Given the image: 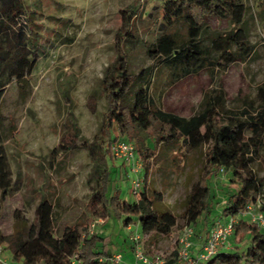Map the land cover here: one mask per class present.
Here are the masks:
<instances>
[{
    "label": "rangeland",
    "instance_id": "374dc122",
    "mask_svg": "<svg viewBox=\"0 0 264 264\" xmlns=\"http://www.w3.org/2000/svg\"><path fill=\"white\" fill-rule=\"evenodd\" d=\"M23 1L36 25L32 27L37 33L36 61L25 85L19 87L12 79L4 87L0 103V130L13 182L11 194L0 205V229L4 234L12 232L14 210L21 212L28 227L32 226L35 208L45 198L53 204V235L59 236L65 227L81 228L90 216L87 204L95 188L91 177L94 163L85 144L92 141L105 111L103 70L113 61L117 46L124 48L129 72L136 74L151 67L148 49L165 31L161 22L166 0ZM243 1L247 7L243 20L248 42L254 46L251 56L226 66L217 64L211 74L202 69L173 82L170 70L159 63L157 71V67L153 69L151 83L155 106L183 117L198 113L205 100L236 114L252 113L257 108L258 88L264 84V0ZM126 11L134 36L126 40L132 43L123 40L125 35L121 31ZM229 29L227 22L209 17L202 30V41L209 45L212 38ZM174 31L178 37L184 34L179 27ZM1 76L4 79L8 75ZM132 92L125 103L132 102ZM204 163V147L183 152L181 142L177 141L159 147L145 176L142 167L147 192L161 196L155 207L169 211L177 220L169 236L144 235L136 223L131 224L129 235L139 237L138 244L145 255L150 249L167 261L177 251V238L187 226L182 216L183 200ZM111 165L114 170L109 177L108 196L115 183L121 198L134 201L131 180L135 174L115 158ZM253 169L260 178L264 177L259 158ZM209 185L213 194L209 221L222 220L223 193L235 192L237 185L230 182L226 172L210 179ZM93 222L98 234L118 238L111 221ZM203 226L201 216L191 227L205 237ZM229 244L231 250L237 244L240 248L245 245L235 240ZM0 264H14L5 249L0 251Z\"/></svg>",
    "mask_w": 264,
    "mask_h": 264
},
{
    "label": "trees",
    "instance_id": "16d2710c",
    "mask_svg": "<svg viewBox=\"0 0 264 264\" xmlns=\"http://www.w3.org/2000/svg\"><path fill=\"white\" fill-rule=\"evenodd\" d=\"M162 10L161 25L165 31L148 49L151 67L136 74L129 72L124 48L117 46L113 61L103 70L105 111L92 141L85 144L94 163L91 177L95 188L87 204L90 216L81 228L68 226L59 236H54L56 218L48 199L37 204L35 221L30 227L21 212L14 210L12 232L4 234L0 229V249L9 252L14 264H76L72 260L74 255L79 264H118L109 260L111 256L105 250L109 244L105 239L109 236L96 231L87 235L91 221L97 219H102L103 223H119L121 229L136 223L144 235L171 234L177 220L169 211L155 207L161 200L159 193L151 196L142 184L133 194L134 201L129 202L120 197L114 183L108 196L109 177L114 170L111 146L117 140L132 142L136 157L143 165L142 176L146 175L149 162L156 158L162 145L180 141L183 152L204 147V166L183 200L185 224L195 226L202 216L207 233L213 201L209 180L226 172L237 190L223 193L220 217L236 218L230 240L245 243L243 248L237 244L234 250L218 252L205 264H264V230L241 216L264 188V177L260 178L253 169L258 158L264 168V156H261L264 84L258 88L260 103L252 113L236 114L205 100L201 110L190 117L155 106L151 86L159 63L170 70L169 78L173 82L202 69L211 74L217 64L226 66L235 60H247L254 49L248 42L243 20L247 7L243 0H166ZM29 13L23 0H0V103L4 87L12 79L19 87L25 85L35 65L37 33L32 29L36 25ZM125 13L127 16L121 22L122 36L132 43L126 40L134 36L129 30L130 15L128 11ZM209 17L227 22L230 29L205 45L201 34ZM176 27L184 30L182 37L174 31ZM3 74L8 75L7 79H1ZM131 92L132 102L125 103ZM3 143L0 130V205L13 190ZM197 235L194 232V236Z\"/></svg>",
    "mask_w": 264,
    "mask_h": 264
},
{
    "label": "built area",
    "instance_id": "2783aa9c",
    "mask_svg": "<svg viewBox=\"0 0 264 264\" xmlns=\"http://www.w3.org/2000/svg\"><path fill=\"white\" fill-rule=\"evenodd\" d=\"M111 150L114 158L124 163L130 172L135 174V177L131 180V184L132 193H136L143 184V178L141 176L142 166L136 157L132 143L129 141L117 140L112 144ZM241 216L246 218L250 223L255 224L258 228L264 230V188H262L255 203L248 205L241 212ZM235 223L236 218L234 217H228L224 222H222L220 218H216L211 222L206 233L205 241L201 246L200 259L206 263L210 257L218 252L230 249L229 239L232 236L233 225ZM94 232L95 223L93 222L88 228L87 235H91ZM193 236V228L187 225L181 230L177 238V259L186 261L187 264H198V261L189 257L190 249L193 246ZM130 239L133 243V256L136 262L141 264H167V261L159 254H154L152 256L145 255L138 244L139 237L137 235H131ZM75 259L76 256H72L73 262L79 264ZM109 260L114 263H119L121 255L116 254L111 256Z\"/></svg>",
    "mask_w": 264,
    "mask_h": 264
},
{
    "label": "crops",
    "instance_id": "0c3cea01",
    "mask_svg": "<svg viewBox=\"0 0 264 264\" xmlns=\"http://www.w3.org/2000/svg\"><path fill=\"white\" fill-rule=\"evenodd\" d=\"M226 218L222 219L221 221L224 222ZM113 229L114 232L117 231L119 236L118 238L115 237H109L106 238L105 242L109 241V244L106 245L105 250H107L108 254L110 256H114L116 254L121 255V260L118 264H141L139 262H136L133 256V243L130 239L131 235H129V232L131 231V225H129L126 228L121 229L119 223H113ZM197 234V231H194ZM196 238V239H195ZM205 237H202L201 235L194 236L192 238L193 246L190 249L189 257L191 259H194L198 261V264H205V262L200 259L201 255V246L205 241ZM230 240V239H229ZM154 254L153 250L148 251L147 256H152ZM176 252L172 253V256L168 258L167 264H187L186 261H181L177 259Z\"/></svg>",
    "mask_w": 264,
    "mask_h": 264
}]
</instances>
